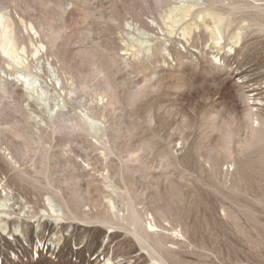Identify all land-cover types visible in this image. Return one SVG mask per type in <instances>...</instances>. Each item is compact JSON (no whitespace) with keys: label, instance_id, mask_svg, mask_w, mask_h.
<instances>
[{"label":"rangeland","instance_id":"374dc122","mask_svg":"<svg viewBox=\"0 0 264 264\" xmlns=\"http://www.w3.org/2000/svg\"><path fill=\"white\" fill-rule=\"evenodd\" d=\"M250 2L264 6V0ZM170 3L174 6L182 2L170 0ZM215 6L228 14L230 32L244 28L241 42L232 44L234 39H229L231 35L228 34L220 52L203 27H199L200 30L194 28L193 33L186 36L188 40L183 38L180 30L166 37L156 27L151 28L149 22L162 10L160 0H0V11L9 12L18 21L20 17H25V22L28 20L26 24L18 22L17 25V32L27 40L28 31L33 35L29 22L41 26L45 35L52 30L59 32L54 44L47 45V50L36 56L37 59L29 57L28 52V68L9 66L7 58L0 52L3 59L0 58V70L4 68L7 72L8 69L7 80L0 81V203L3 196L6 198L5 193L11 197L7 207H0V215L6 212L0 217L1 264H15L8 256L19 242L33 244L47 234L53 238L54 246L60 247L57 259L42 254L36 262L29 264H103L106 258H111L112 264H156L126 227L118 224L120 220L115 215L125 213L123 196L113 195L122 212L114 214L108 204L112 198L111 181L121 194L124 193L129 176L125 168L130 164L132 153L153 165L152 181L136 180L135 187L143 201L139 207L169 201L173 215L192 224L197 244L203 247L182 249L175 255L174 264H203L204 257L210 259L216 254L220 256L217 264H264V167L249 177L243 192L229 197L220 192L221 186L201 185V179L205 177L202 171L204 159L196 153V146L203 142L213 144L217 138L213 125L227 115L237 116L239 125H244L246 116L236 111L237 105L244 101L252 104L256 92L249 89L258 85L264 88V29H259L260 23L248 16V10H236L228 1L217 0ZM204 21L211 24L209 18ZM147 32L152 37L146 38L144 33ZM146 40L151 42L147 46L162 45H159L161 50L146 52L145 59L140 55L144 60L139 65H130L129 61L137 59L132 53L146 48V44L141 45ZM163 47L171 51H165ZM95 49L105 54L99 63L104 65L101 74L99 66L90 62ZM216 55L222 56L221 60ZM49 62L62 68L60 71L68 79L67 93L73 91L65 111L67 115L53 118L50 115L55 99L63 92ZM42 65L44 72L40 69ZM18 72L29 73L32 77L38 73L41 78L37 84L43 91L38 89V94L29 98L27 84L25 80L22 82L23 77L19 78ZM106 74L118 86L117 95L122 97L114 109L109 105L104 107L99 101ZM1 75L5 76L4 73ZM68 77L74 80L70 81ZM237 81L239 86L235 85ZM149 85L158 88L151 89L155 92L148 94L141 109L132 110L127 101L129 93ZM262 99L264 102V91ZM98 103L102 107L99 113L105 115L98 119L106 123L103 139L107 149L93 131L91 134L80 133L75 127L76 116H82L83 110ZM152 106L156 119L151 124L149 112ZM261 113L263 115L264 107ZM17 132L28 133L34 139L32 151L27 155L15 151V147L22 144V140L15 137ZM244 132L241 127L242 136ZM168 151L182 154L183 159L174 163ZM3 154L7 158H3ZM121 173L124 179L119 178ZM167 174L177 185L182 184L186 193L183 201L164 195L161 177ZM107 177L114 180L108 182ZM108 184L111 187H107ZM52 196H58L57 199L68 207L71 218L65 219L64 223H57L49 216L47 198ZM221 205L230 209L235 220L221 219ZM3 221L8 227L5 232ZM16 227H20L21 234L13 235ZM74 255L79 259L78 263L72 260Z\"/></svg>","mask_w":264,"mask_h":264},{"label":"bare ground","instance_id":"6f19581e","mask_svg":"<svg viewBox=\"0 0 264 264\" xmlns=\"http://www.w3.org/2000/svg\"><path fill=\"white\" fill-rule=\"evenodd\" d=\"M216 1L217 0H181L182 3H177L176 5L172 6L170 3V0H160V4L162 5V10H160L159 15H157V17H155L154 19H152L149 22V26H151V28L156 27L161 32H164V36H166V37L171 36L177 30H180V31H182L181 33L183 35V38L185 37V39H187V40H188V38L186 36H188V35L190 36L193 33L194 28L199 29V27H203L204 30L207 32L208 37L210 38L212 43L215 45V47L220 48L218 50V52H220L222 49H224V47H222L223 46L222 41L223 40L225 41V39H226L225 37L228 36V34L232 36V37L229 36L230 37L229 39H234L232 44L236 45L239 42H241L240 40L242 39V36H243V34L241 32H242V30H244V28L240 27V28L235 29L237 31L233 30V32H230L229 30L231 28V20L225 11H223L219 7L215 6ZM226 1H228L229 4L236 10L237 9L248 10L247 11L248 16H250V18L254 22L260 23L259 29H261V30L264 29V21L262 22V18L264 17V6L254 5L252 3L253 1L250 2V0H219V2H223V3ZM48 5H51V4H48ZM223 7H225V6L223 5ZM62 12H60V13H62ZM55 13H56V11H55ZM15 14H17V13H15ZM61 15H63V14H61ZM18 16L19 15H17V17ZM204 18H209L211 20V24H207L204 21ZM27 21L25 22V17H24V19L22 17H20V21H18L9 12H5L4 10L0 11V52H1V54H3V57L7 58L9 66L27 67V64H28L27 62L30 60V59L28 60L26 58L27 57L26 55L28 54V52L30 53L29 57H30V55H31V57H34V58L36 56L39 57V54H41L42 51L44 52V50H47V45H50V43L54 44V42L58 36L59 32L53 31V30L51 31V33L49 35H45L43 32V29H41V26H39V25L37 26L35 22L34 23L29 22L28 27L30 28V31L33 33V35H31V33L28 31V34H27L28 40H27L23 35H21L20 33L17 32L18 31V28H17L18 22H20L21 24H26ZM51 25H53V24H51ZM21 27H23V26L21 25ZM28 27H27V30H28ZM23 28H25V27H23ZM50 28H52V27H50ZM90 28L91 27H89V29ZM54 29H55V27H54ZM90 30H88V31H90ZM61 31H63V30H61ZM88 31H87V33H88ZM90 32H92V31H90ZM25 34H26V32H25ZM87 35H89V34H87ZM144 35L146 36V38L152 37V36H150L151 34H149L148 32L144 33ZM33 36H35V38H34L35 41L33 39ZM155 37H159V36H157V33L155 34ZM79 38L81 39V36H79ZM87 38H86V40H87ZM155 39H158V38H155ZM86 40H85V42H86ZM149 40H151V39H149ZM62 41H63V39H62ZM159 41H161V40H159ZM90 42H92V41H90ZM187 42H189V41H187ZM28 43H29L30 47H29ZM149 43H151V42L146 40L144 42H141V45L145 46V44H146V46H147ZM164 44H163V46H164ZM159 45L157 44V46H156L155 43H153L152 45L147 46L146 48L145 47H142V49L136 48L137 50L132 54H133V57L137 58V59L129 61V64L130 65L134 64L135 66L139 65L142 62V60L145 59L146 52L152 53L155 51V53H156V51H160L161 50L160 48H162V47H159ZM160 46H162V45H160ZM49 47H48V49H49ZM132 49H133V47H132ZM163 49H164V47H163ZM165 49L168 51L170 50L168 48H165ZM95 50H96L95 52L91 51L92 52L91 53L92 58H91L90 62L93 66H96V65L99 66L98 72L101 74L104 72V65L99 64V63H100V60L105 57V54H102L103 52L100 53L99 52L100 50L99 51H97V49H95ZM231 50H232V48H231ZM49 51H51V50H49ZM176 51L178 52V50H176ZM82 52H83V50H82ZM180 52L181 51L179 49L178 53H180ZM182 53H183V51H182ZM59 55H61V54H59ZM108 55L109 54L107 53V56ZM140 55L144 59H142V58L140 59ZM221 57L222 56L216 55V58H218L219 60H221L220 59ZM36 59H37V57H36ZM51 62H49V65L53 69L54 73L56 74L57 81L60 85V90L63 92L62 93L63 97H62L61 95H59V92L57 91L58 92L57 95H59V96H57L58 98L55 99L56 101H55L53 109L51 110V115H50V117L53 118V117H57L60 114H62V115L66 114L67 115V113H65V111L68 110L69 96L72 94L73 91L69 90V92L67 93V89H68L67 88L68 79L66 77L67 75L65 76V74H63L60 71V69H62V68L59 67L58 64L54 66L53 63H51ZM112 62H113V60H112ZM105 63H106V61H105ZM110 63L111 62H109L108 64H110ZM4 65L6 66V64H4ZM43 68L44 67L42 65L40 69H42L44 72ZM3 69L0 70V81H3V83H4V81L7 80L8 69H7V72H6V70H3ZM13 69H14V67H13ZM15 69H17V68H15ZM36 69H37V66H36ZM17 71H18V69H17ZM17 71H15V72L17 73ZM1 73H4L6 78H5V76L3 77L1 75ZM18 73L20 74L19 78L22 79V77H23L22 82H23V80H25L24 83L26 82V84H27V86L25 85L26 91H27L26 94L29 98H33L34 94L37 93L38 89H41V91H43L42 86L37 84L39 78H41L38 73L34 72L35 75L33 77L29 73L28 74L25 72H18ZM40 74H42V73H40ZM31 77H32V79H30ZM104 77H105V82H106L105 86H104L105 88L103 87L104 90H102V91H104V92L101 93L102 95H101V99L99 98L100 99L99 101L103 102L102 104L104 107H106V105H109V106H112V109H114V107H117L121 103L122 97H119L117 95L118 86L114 84L111 76L106 74V75H104ZM8 79H9V77H8ZM69 79H70V81L74 80L73 78H69ZM99 81H100V79H99ZM235 85L239 86L240 84H238V81H237V82H235ZM51 88H53V87H51ZM157 88H158V86L154 87L153 85L152 86L149 85V86H146V87L139 89V90H136V91L133 90V92L129 93V96L127 99L128 105L131 106L132 110L133 109H141L146 104V99L148 97V94L151 92H155L154 90H151V89H157ZM263 89L264 88H262L261 85H258L257 87L249 89V90H251V92H256L253 94V96H254V98H252L253 103L250 104L249 101L248 102L244 101V102H242L243 104L239 103L237 105L236 111L239 113L242 112L246 116V120L243 122L244 125H242V123L239 125V122L236 119L237 116L235 118L231 114L227 115L228 117H226L225 119L219 120L218 123H215L213 125L214 131L217 133V138L215 139V142L213 144L203 142V143H200L196 146V148H195L196 153L199 152L198 153L199 157H203V159H204V163H203L204 168L202 169V171H203V174L205 175V177H203L201 179V182H202L201 185H205L206 187H212V188H218L219 186H221L223 189L220 190V192H222L226 197H229L233 193L238 194L240 192H243L245 190V186L247 184V181L249 180V177L255 173L261 172L262 168L264 167V113H263V115L261 113L262 107H264V102L262 101L263 100L262 96H263V91H264ZM48 95H46V96H48ZM46 99H48V98H46ZM104 99H107L106 103L104 102ZM40 100H42V98ZM48 101L50 102V99ZM43 102H41V103H43ZM52 102H51V104H52ZM71 104L73 105V103H71ZM45 105H46V103H45ZM93 107L87 108L85 111L83 110L82 116H76L75 127L79 130V132L81 131L80 133H82V132L90 133L91 131H93L94 135L96 137H98V139L101 140L102 145L105 146L104 144H106V142L103 139V137L106 134L105 133L106 123L104 121H99V119H98L100 116L104 117L105 115L102 111H101L102 113H99V111L102 109V107L99 106V103L94 105ZM44 108H46V107H44ZM154 108L155 107L152 106L151 111L149 112V114H150L149 118H150L151 124L156 119L154 111H153ZM241 117H242V115H241ZM43 118H44V116H43ZM68 119H69V117H68ZM238 119H239V117H238ZM241 127L244 128V130H245V132L243 133V136L240 134ZM44 128H46V127H44ZM28 130H26V131L28 132ZM49 130H50V128H49ZM29 132H30V130H29ZM41 132H44V131H41ZM52 132L54 133L53 128H52ZM56 132H57V130H56ZM33 133H34V131H33ZM35 134H37V133H35ZM35 136L37 137L38 135H35ZM15 137L22 140V144H20L21 146L19 145V146L15 147V151H17L18 153H20L22 155L29 154L32 151V146L34 145V139L32 138V136H30L28 133L17 132V133H15ZM37 139H38V137H37ZM104 149H107V146H105ZM168 154L170 155V157L174 163H178L180 160L183 159L182 154H180V155L179 154H173L170 151H168ZM2 157L7 158V155L3 154ZM12 158H13V155H12ZM7 160H10V159H7ZM152 170H153V165L150 162H148L147 160L141 159V157L139 155L138 156L133 155V153H132V158L130 159V164L127 165L125 168V171L127 172V174H129V176H127V184H126L127 186L125 187L123 194H121L119 192V188L115 187L114 182L111 181V180H114L113 178L112 179L110 177L106 178V180L108 182H110V181L112 182V187H111V184H108L109 186H107V187L112 188V198L111 197L109 198L108 204L110 205V208L112 209V212L114 214L117 211L122 212V210H118V201L113 197V195L123 196L122 199L125 201V204H124L125 213H123V215H122V213H121V215H118V214L115 215L116 218H118L120 220V221L116 220V221H119L118 224L126 227V230H128V232L133 236V238L137 241L138 245L148 253V257L152 261H154L156 264H174L175 255L179 251H181L182 249H189V248L196 249L198 247H200V248H203V247L201 244L200 245L197 244L196 234L194 233L192 224H190L189 221L184 219V218L181 219V218L173 215L174 212L172 211V208H170V203H168L169 201L164 203V204H161V203L160 204H153L150 207H148V206L139 207L140 204L141 205L143 204V201H142L141 196H139L137 193V190L135 187L136 180H139L142 183H146L147 180L152 181V179L154 177L151 173ZM162 174H164V173H162ZM119 178L124 179V176L122 173L119 174ZM161 179L164 183V185L162 187L164 195H166L167 197H169L171 199L178 198L180 201L184 200L186 193L182 187V184L177 185L175 183V181L173 180V178L169 177L168 174L162 175ZM158 185H160V183ZM186 185H188V184H186ZM52 188H53V186H52ZM7 192H9V190ZM4 195H6V198L3 196L4 200L2 203H0V207L5 208L8 206V203L11 201V197L7 196V193H5ZM57 198H58V196L57 197L52 196V197L47 198V201L50 204L49 216L52 219H54L55 222H57V223L58 222L64 223L65 219L71 218V217H69L70 212L68 210L66 203L63 202L61 199L58 200ZM220 209H221V214H220L221 216L220 217L222 220H225L226 218L235 220V217L229 208L221 205ZM26 211H27V209H26ZM5 213H3V214H5ZM2 215H0V217H3ZM115 216H113V217H115ZM84 218H86V216ZM46 219H47V217H46ZM99 219H101V218H99ZM49 221H51V220L49 219ZM29 222H31V221H29ZM36 222H37V220H36ZM55 222L53 221V223H55ZM3 223H4V221L2 222V224ZM102 223L110 225V223L107 221H103ZM44 224H46V223H44ZM23 225L24 224H22V226ZM27 225H29V224H27ZM107 225H106V227H107ZM96 226H98V225H96ZM29 228H30V226H29ZM42 228H44V227H42ZM236 228H238V227H236ZM7 229H8L7 224L4 223L2 230L5 232V231H7ZM25 229H23V230H25ZM31 229H32V227H31ZM33 229L35 231H37L34 227H33ZM39 229L41 230V228H39ZM58 229H59V227H58ZM13 230H14L13 235L21 234L20 233L21 232L20 227H16ZM54 230H55V228H54ZM236 230H238V229H236ZM50 232H52V231H50ZM11 234H12V232H11ZM53 234H54V232H53ZM56 234H60V233H56ZM107 235H108V233H107ZM20 236L21 235H19V237ZM56 236H55V238H56ZM52 240H53V238L51 237L49 239L51 244H52V242H51ZM40 245H42L41 242H40ZM37 247H38V245H37ZM214 256L215 255L211 256L210 259H208L206 256L202 259L201 262L203 264H217L219 262L218 259L220 260V256H218L217 254L215 257ZM140 261H142V260H140ZM216 261H218V262H216ZM112 262L113 261L111 260V258H108V259L106 258L105 263H103V264H112Z\"/></svg>","mask_w":264,"mask_h":264},{"label":"built area","instance_id":"2783aa9c","mask_svg":"<svg viewBox=\"0 0 264 264\" xmlns=\"http://www.w3.org/2000/svg\"><path fill=\"white\" fill-rule=\"evenodd\" d=\"M49 239L50 237H48L47 234L46 237H40V239L33 244L21 241L19 242V245L15 246L14 250L9 253L8 259L15 264H29L32 262L34 263L42 254H48V258L55 260L57 259L56 255L59 252L60 247H58V245L55 247L53 243H50ZM40 242L42 245H40ZM72 260L77 263L79 261L75 255Z\"/></svg>","mask_w":264,"mask_h":264}]
</instances>
